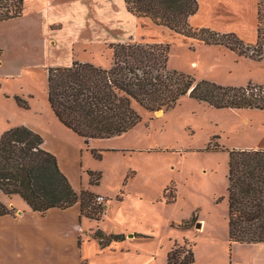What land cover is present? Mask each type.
<instances>
[{
    "label": "rangeland",
    "instance_id": "rangeland-1",
    "mask_svg": "<svg viewBox=\"0 0 264 264\" xmlns=\"http://www.w3.org/2000/svg\"><path fill=\"white\" fill-rule=\"evenodd\" d=\"M47 2L25 0L21 17L0 22V131L19 124L28 114L15 94L29 104L33 95L35 107L48 105L53 112L47 98L48 68L65 59L72 42L79 60L95 64L112 61L111 43H167L168 66L197 80L232 86L264 84V52L262 60H255L205 44L128 12L124 0H83L79 16L68 14L62 30L51 28L48 19L60 15L42 9ZM200 4L202 13L190 20L194 28L236 32L250 46L249 52L256 48L260 32L264 47V0H201ZM134 106L142 116L134 128L93 140L97 149L105 148L99 150L102 158H96L94 146L72 132L78 137L74 142L85 147L84 184L89 170H97L100 179L89 186L107 194L105 202L109 199L101 219L83 214L81 264H167L168 253L177 247L183 255L193 250L195 261L189 264H264V252L256 245H230L227 219L229 150L264 148V109L215 108L189 95L161 113ZM208 146L219 149L207 150ZM14 209L17 215L20 211ZM98 229L104 232V242L111 239L108 246L102 247L95 237ZM113 234H124L126 240H114Z\"/></svg>",
    "mask_w": 264,
    "mask_h": 264
},
{
    "label": "trees",
    "instance_id": "trees-1",
    "mask_svg": "<svg viewBox=\"0 0 264 264\" xmlns=\"http://www.w3.org/2000/svg\"><path fill=\"white\" fill-rule=\"evenodd\" d=\"M126 9L138 17H148L187 37L209 45H224L240 56L263 59L260 32L256 48L244 44L236 32H219L210 27L194 28L190 19L198 13L201 0H124ZM25 0H0V22L21 17ZM112 61L103 67L89 61L74 60L69 66L48 68L47 98L56 117L88 143L91 138L119 136L134 128L142 119L134 104L149 111L175 106L189 95L215 108L264 109V84L222 85L197 78L168 66L167 43H111ZM257 52H255V50ZM18 104L29 108L27 99L15 95ZM43 136L26 125L6 129L0 136V189L18 194L36 211L52 207L81 205V214L99 220L106 203L90 189L75 190L62 171L56 154L44 146ZM207 150H218L219 147ZM93 155L102 158L99 149ZM90 183L97 184L100 174L89 171ZM170 202V200H168ZM228 240L230 245L264 242V148L229 150L227 188ZM14 207L0 201V216L14 214ZM124 240V234L111 235ZM95 237L102 247L104 232ZM168 253L167 264H189L195 261L193 250Z\"/></svg>",
    "mask_w": 264,
    "mask_h": 264
},
{
    "label": "crops",
    "instance_id": "crops-1",
    "mask_svg": "<svg viewBox=\"0 0 264 264\" xmlns=\"http://www.w3.org/2000/svg\"><path fill=\"white\" fill-rule=\"evenodd\" d=\"M83 7V0H48L42 6V9L47 12L53 11L60 15V18L48 19L47 23L51 28L62 30L68 22L67 15L72 13L79 16ZM201 7L202 4H200L198 13L192 16L191 19L200 16L202 13ZM255 11L257 13V4ZM79 20L80 17L79 19L75 18L76 22H79ZM96 27L97 24H95V29H97ZM75 44V42L71 43V50L62 62L54 63L52 66H69L74 60H79V55L76 54ZM217 46L226 48L224 45ZM83 50L85 51L84 48ZM90 52L93 53L92 51ZM2 55L0 54V59H2ZM110 63L107 60H103L98 62L97 65L107 67ZM30 97L32 98L33 95H30ZM31 98H29L30 106L26 108L28 109V112H26L28 113L27 116L19 124L15 123L8 128L17 125H26L40 133L44 138L43 146L56 154L62 171L68 176L75 190L80 192L84 188L90 189L98 195L105 196L107 199V194L91 189L89 186L90 178L89 180L88 178L85 180V184L83 182V177L86 172L83 164L85 154L83 142L81 145L74 142L75 138L78 137L72 133L73 130L61 123L53 115V112L49 111L48 105L44 109H38L39 106L35 107ZM1 131L0 136L4 132ZM81 138L87 143L83 137ZM97 139L105 138H91L88 140L87 145H93V148L97 149V141L96 143L93 141ZM103 149L105 148L99 150ZM108 149H114L113 151L130 150L120 147H109ZM2 194H0V201L9 207L18 208L20 212L17 215L5 214L0 216V264H81L83 258L82 251L85 254V248L79 244L80 236L84 235V233H80L79 231H82L80 229L83 227L81 224L86 220V217L81 214V205L79 202L64 209L52 207L42 213L33 210L18 194L9 195L4 192ZM14 198H21L23 201L19 204ZM120 199H123V197H120ZM108 201L109 199L105 202L106 207L108 206ZM96 227L98 226L96 225ZM233 244L246 243L235 242ZM249 245H256L259 247L258 249L261 253L264 252V243H251ZM99 248L100 252H104V250H101V246ZM234 264L239 263L234 262Z\"/></svg>",
    "mask_w": 264,
    "mask_h": 264
},
{
    "label": "built area",
    "instance_id": "built-area-1",
    "mask_svg": "<svg viewBox=\"0 0 264 264\" xmlns=\"http://www.w3.org/2000/svg\"><path fill=\"white\" fill-rule=\"evenodd\" d=\"M97 201H98L99 203L105 202V197H104L103 195H98V196H97ZM81 229H82V228H81Z\"/></svg>",
    "mask_w": 264,
    "mask_h": 264
},
{
    "label": "water",
    "instance_id": "water-1",
    "mask_svg": "<svg viewBox=\"0 0 264 264\" xmlns=\"http://www.w3.org/2000/svg\"><path fill=\"white\" fill-rule=\"evenodd\" d=\"M158 113H161V111H157ZM198 226L200 227L201 225H200V223L198 224Z\"/></svg>",
    "mask_w": 264,
    "mask_h": 264
}]
</instances>
